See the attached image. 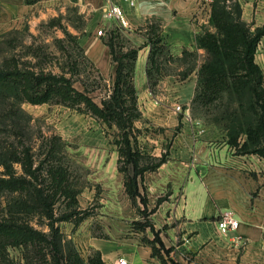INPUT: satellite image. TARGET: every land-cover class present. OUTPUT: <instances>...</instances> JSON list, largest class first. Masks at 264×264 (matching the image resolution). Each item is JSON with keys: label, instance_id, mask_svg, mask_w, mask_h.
<instances>
[{"label": "crops", "instance_id": "crops-1", "mask_svg": "<svg viewBox=\"0 0 264 264\" xmlns=\"http://www.w3.org/2000/svg\"><path fill=\"white\" fill-rule=\"evenodd\" d=\"M55 1L0 0V34L19 27L28 11ZM114 1L123 6L130 21L120 29L139 46L134 80L138 105L150 130L137 135L138 145L148 154L165 152L162 169L176 171L175 177L167 179L168 198L158 207L163 240L175 246L173 251H178L182 264H264V157L238 151L226 130L191 115L187 105L196 91L198 66L187 75L182 72L184 66L170 72L160 68L157 90L152 88L148 73L152 26L156 28L153 39L165 44L174 58L184 60L191 50L200 54L204 48L198 45L197 33L215 29L212 0H138L135 5ZM238 1L242 18L253 29L264 25V0ZM81 2L94 10L95 16L92 32L80 42L101 71L114 78L117 62L98 30L105 23H117L103 16L105 0ZM255 59L264 73V34ZM177 103L183 105V111L175 109ZM120 183L125 187L124 181ZM226 209L233 210L240 223L224 234L216 220ZM91 243L102 252L106 264H118L119 254L128 257V264H158L148 243L96 238Z\"/></svg>", "mask_w": 264, "mask_h": 264}, {"label": "rangeland", "instance_id": "rangeland-1", "mask_svg": "<svg viewBox=\"0 0 264 264\" xmlns=\"http://www.w3.org/2000/svg\"><path fill=\"white\" fill-rule=\"evenodd\" d=\"M94 16V10L85 6L81 0H57L50 6H41L40 10L28 11L19 27L0 34V70L44 68L55 72L68 71L70 75L72 52V57L80 60L75 75L78 79L74 84L80 89L85 87L83 81L90 85L99 84L100 87L90 94L101 103L102 98L111 90L113 78L101 71L86 50L84 52L94 62L93 65L87 58L78 56V48L73 46L65 32L66 28L76 33L80 42L82 36L84 38L88 32H92L90 27L94 23ZM54 17L58 18L56 24L50 23ZM103 27L105 33L102 37L107 42L114 25L105 23ZM117 40L119 44L126 45L124 38L118 37ZM207 56L206 49L200 54L191 50L187 51L184 60L176 59L165 46L159 54V68L170 72L184 66L182 72L187 75L196 66L199 70ZM99 71L103 77L99 76ZM159 73L155 72L152 78L155 81L152 84L154 90H157L155 83ZM19 79L18 75L15 77L12 74L8 77L1 74L0 77V170H6L5 165L9 163L12 168L22 172L21 160L14 156H23L26 148L30 149L35 165L43 163L45 177L50 163H60L66 167L77 192V201L70 204V199L62 196L56 203L55 211L60 215L75 210L72 219L59 221V224L65 240H72V246L86 261L95 259L96 252L100 251L91 243L96 238L116 240L123 244L135 240L151 246L154 244L158 251L153 256L158 264H162V257H173L182 263L177 259L180 258L178 251H173V244H166L172 246L170 254H167L155 239L156 232L162 237L158 207L168 198L170 185L168 183L167 186V179L175 177L176 171L162 169L161 164L146 169L140 177V186L147 202L139 198L132 200L126 188L120 187V181H124V172L120 169L122 161L116 142L119 137L117 128L108 125L91 111L80 110L78 105L84 107V103L73 107L54 100L41 103L20 100L17 96L24 94V87ZM197 88L198 82L195 94L187 105L191 115L208 124H215L228 133L227 108L237 106L238 103L231 100L228 93L212 99L203 98L202 94L196 97ZM136 123L141 125H136L137 135L149 132L150 127L145 126L143 114ZM245 138V132H241L238 141L241 143ZM149 155L143 162L155 163L161 157L166 159L165 152ZM9 196L4 195L0 199L2 206L6 205ZM80 217L79 222H76ZM43 220L44 217L37 215L33 223L48 228ZM24 249L9 246V255L2 258L0 264H45L42 263L41 252L33 248ZM68 249L69 245L65 242V250ZM119 255L116 256L117 260Z\"/></svg>", "mask_w": 264, "mask_h": 264}, {"label": "trees", "instance_id": "trees-1", "mask_svg": "<svg viewBox=\"0 0 264 264\" xmlns=\"http://www.w3.org/2000/svg\"><path fill=\"white\" fill-rule=\"evenodd\" d=\"M211 5V23L215 30L204 29L197 33L198 45L206 49L208 56L198 70L196 97L202 94L203 98L212 99L228 93L230 99L238 103L237 106L227 108L226 112L230 143L240 152H256L264 157V73L255 59L258 42L264 34V25L253 29L242 18V7L238 0H212ZM57 21L58 18L54 17L50 23L56 24ZM155 29L152 26L150 31L152 48L148 73L151 80L155 72H160L159 54L165 47V44L153 39ZM65 32L73 46L78 48V56L89 60L84 46L78 41V35L66 28ZM118 37L125 39V46L119 44ZM106 40L117 66L111 90L102 98L101 103L90 94L100 87L99 84L90 85L83 81V89L74 84L78 79L75 75L80 60L72 57V52L70 75L68 71L55 72L44 68L15 71L1 69L0 77L1 74L7 77L12 74L21 78L19 83L24 87V94L17 96L20 100L35 103L54 100L73 107L84 103V107L78 105L80 110L91 111L108 125L115 126L119 136L116 142L126 191L132 200L139 198L146 203L140 177L146 169L160 165L164 158L161 157L155 163L143 162L150 155L138 145L136 120L142 111L138 105L134 77L139 46L132 44L118 25L110 30ZM89 61L93 65L94 62ZM99 76L103 77L100 71ZM241 132H245L246 138L240 143L238 137ZM14 158H20L22 172L12 168L9 163L5 165L6 170H0V199L10 195L6 205L2 206L0 202V260L9 255V246H14L41 252L42 263L45 264H105L100 251L96 252L95 259L88 262L74 249L72 240H65L59 221L72 219L75 210L57 215L55 206L62 196L69 198L70 204L77 201V192L66 167L60 163H50L45 177L43 163L35 165L29 148L25 149L23 156L15 155ZM37 215L45 218L42 222L48 228L33 223ZM81 218L76 219V222ZM155 239L160 248L170 254L172 246H167L158 232ZM65 242L69 245L68 251L65 250ZM157 251L158 248L153 244L152 255ZM162 259V264H182L173 257Z\"/></svg>", "mask_w": 264, "mask_h": 264}, {"label": "built area", "instance_id": "built-area-1", "mask_svg": "<svg viewBox=\"0 0 264 264\" xmlns=\"http://www.w3.org/2000/svg\"><path fill=\"white\" fill-rule=\"evenodd\" d=\"M129 4L135 5L138 0H126ZM103 16L106 19L115 20L120 28H126L130 25V21L123 6L114 0H105L102 6ZM100 34L105 33L104 27L99 28ZM177 111H183V105L177 103L175 105ZM240 220L235 216L234 211L231 209L222 210L216 220L217 228L221 233L227 234L231 229L239 226ZM118 264H128V257L125 254H120Z\"/></svg>", "mask_w": 264, "mask_h": 264}]
</instances>
